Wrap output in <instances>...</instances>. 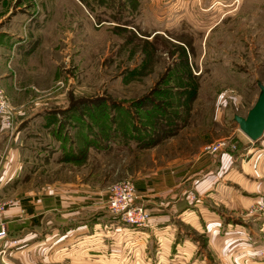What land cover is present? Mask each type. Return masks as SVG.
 I'll use <instances>...</instances> for the list:
<instances>
[{
  "label": "rangeland",
  "instance_id": "rangeland-1",
  "mask_svg": "<svg viewBox=\"0 0 264 264\" xmlns=\"http://www.w3.org/2000/svg\"><path fill=\"white\" fill-rule=\"evenodd\" d=\"M7 37L26 42L7 49ZM258 80L264 0H0V90L13 120L0 116V165L26 147L28 189L108 209L116 182L150 183L220 139L215 155L240 150L249 140L234 115L254 105ZM156 114L176 132H148ZM21 189L1 190L0 202Z\"/></svg>",
  "mask_w": 264,
  "mask_h": 264
},
{
  "label": "crops",
  "instance_id": "crops-1",
  "mask_svg": "<svg viewBox=\"0 0 264 264\" xmlns=\"http://www.w3.org/2000/svg\"><path fill=\"white\" fill-rule=\"evenodd\" d=\"M7 39V49L26 42ZM237 131L249 140L240 150L205 153L150 183L135 182L136 203L151 213L142 229L95 209L84 196L28 189L22 181L29 149L9 148L0 191L22 183L4 215L8 239L19 244L5 263L0 254V264H264V213L255 210L264 199V135L254 142ZM36 144L43 155V139Z\"/></svg>",
  "mask_w": 264,
  "mask_h": 264
},
{
  "label": "built area",
  "instance_id": "built-area-1",
  "mask_svg": "<svg viewBox=\"0 0 264 264\" xmlns=\"http://www.w3.org/2000/svg\"><path fill=\"white\" fill-rule=\"evenodd\" d=\"M0 116L3 126L12 127L11 106L1 90ZM225 146H227L226 139H220L217 142L207 144L203 151L208 154H215ZM190 196L191 195H189V197ZM105 203L112 215L118 217L122 223L134 229L146 227L151 219L149 209L144 205L136 203V187L129 180L119 181L111 185ZM6 209V203L0 202V243H3L0 254H2L1 261L3 263H5L4 256L8 253V250L17 247L19 244L18 240L8 239V226L4 219ZM255 210L264 213V199ZM262 243L260 255L264 257V225L262 229Z\"/></svg>",
  "mask_w": 264,
  "mask_h": 264
},
{
  "label": "water",
  "instance_id": "water-1",
  "mask_svg": "<svg viewBox=\"0 0 264 264\" xmlns=\"http://www.w3.org/2000/svg\"><path fill=\"white\" fill-rule=\"evenodd\" d=\"M257 84L260 89L258 98L246 116L234 115L239 129L254 142L264 135V84L260 80L257 81Z\"/></svg>",
  "mask_w": 264,
  "mask_h": 264
},
{
  "label": "trees",
  "instance_id": "trees-1",
  "mask_svg": "<svg viewBox=\"0 0 264 264\" xmlns=\"http://www.w3.org/2000/svg\"><path fill=\"white\" fill-rule=\"evenodd\" d=\"M183 47H184V45H183ZM153 108H155V106ZM112 117H114V114L112 115ZM161 117L164 119H161ZM171 117L174 118L175 114L171 115ZM154 118L158 121V123H156V124L154 123L153 124L154 127L152 126V127H149L148 129H146L148 132H150V130H152V134H159L160 132H169V133L173 134V132H174L173 130L175 128V125H174L173 121H171V122L169 121L170 115H167V117H166V116L156 114ZM134 125H135V128L132 131L128 132L129 134H132V132L135 130L137 131V126H138L137 122ZM86 126H87V129H86L84 138L88 143L95 145L96 141H95L94 136H93L95 134V131H94L95 126H93V124H92V126L91 125L89 126L88 123L86 124ZM121 128H122L121 132H123V133L127 132V131L123 130V127H121ZM136 131H135V133H136Z\"/></svg>",
  "mask_w": 264,
  "mask_h": 264
}]
</instances>
